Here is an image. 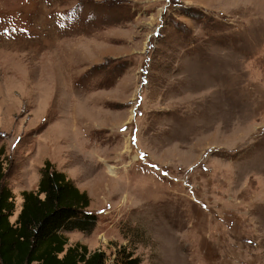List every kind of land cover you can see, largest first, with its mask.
Wrapping results in <instances>:
<instances>
[{"label": "rangeland", "instance_id": "374dc122", "mask_svg": "<svg viewBox=\"0 0 264 264\" xmlns=\"http://www.w3.org/2000/svg\"><path fill=\"white\" fill-rule=\"evenodd\" d=\"M14 222L45 160L139 264H264V0H0Z\"/></svg>", "mask_w": 264, "mask_h": 264}, {"label": "trees", "instance_id": "16d2710c", "mask_svg": "<svg viewBox=\"0 0 264 264\" xmlns=\"http://www.w3.org/2000/svg\"><path fill=\"white\" fill-rule=\"evenodd\" d=\"M0 148V264H106L101 250L88 251L79 242L67 245L64 232L90 231L97 216L87 210L89 196L79 190L49 160L40 168L36 190L21 192L22 204L14 222L13 194L4 182ZM138 257L118 251L111 264H139Z\"/></svg>", "mask_w": 264, "mask_h": 264}]
</instances>
